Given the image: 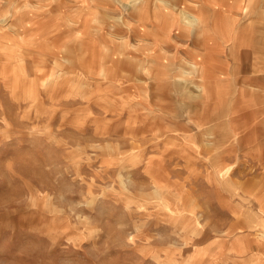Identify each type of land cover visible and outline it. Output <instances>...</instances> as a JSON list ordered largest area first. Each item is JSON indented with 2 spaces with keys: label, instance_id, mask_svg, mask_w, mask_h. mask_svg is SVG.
<instances>
[{
  "label": "rangeland",
  "instance_id": "obj_1",
  "mask_svg": "<svg viewBox=\"0 0 264 264\" xmlns=\"http://www.w3.org/2000/svg\"><path fill=\"white\" fill-rule=\"evenodd\" d=\"M200 1L0 0V264H264V0Z\"/></svg>",
  "mask_w": 264,
  "mask_h": 264
},
{
  "label": "crops",
  "instance_id": "obj_2",
  "mask_svg": "<svg viewBox=\"0 0 264 264\" xmlns=\"http://www.w3.org/2000/svg\"><path fill=\"white\" fill-rule=\"evenodd\" d=\"M201 3L199 5H186L183 6V10H182V14H187L190 13V11H188L185 8H190L191 6L194 7L196 10L194 13H190V16H188L189 14H187V17H190L192 20L190 21H195V22H202L201 19L202 17L200 16L201 10H204L203 13L205 14H209L212 15V13L214 12H219V15L223 16V20H227L224 24H219L215 23L212 25L211 24V33H213L212 35H214L213 37H218L220 39H222L221 41L219 40V44L218 47L215 48V45L217 46V43L215 45H212L210 47V49L206 48L205 50H192V52L194 53V59H196L197 56H199V54H205L206 55H210L211 50L212 52L215 53V50H219L221 47L225 46L224 51H226V54H230L229 51V41L230 39H234L235 38V33L234 30L236 27H238L239 25V21L241 19H236L234 17L233 20L230 19V17L234 16L233 12L238 11L240 12V14H244L245 10V4H248L247 1L244 0H235V1H231V0H201ZM199 6V7H198ZM198 7V9H197ZM175 6H173L172 4H169L167 2H165V4H159L158 5V9L160 12V20L158 21V28H160L164 34L165 37L167 39H171L173 38V35L175 33H183L186 36H190L192 34V32L195 29L194 25L195 23H191V24H187L184 22V19L182 18V15H179L176 10H174ZM186 11L187 13L183 12ZM216 18V17H215ZM209 19V17H208ZM221 19V17H220ZM205 21V20H204ZM203 21V22H204ZM217 20H213V22H215ZM238 21V22H237ZM199 26V25H197ZM234 28V29H233ZM197 29V28H196ZM195 29V30H196ZM208 29V28H207ZM163 34V35H164ZM216 37V38H217ZM229 40V41H228ZM199 41H196V44H199ZM199 46V45H197ZM221 46V47H220ZM201 49V47H198V49ZM225 60H227L228 62L230 61V57L229 55H226ZM207 62H205L206 64Z\"/></svg>",
  "mask_w": 264,
  "mask_h": 264
},
{
  "label": "bare ground",
  "instance_id": "obj_3",
  "mask_svg": "<svg viewBox=\"0 0 264 264\" xmlns=\"http://www.w3.org/2000/svg\"><path fill=\"white\" fill-rule=\"evenodd\" d=\"M1 19V18H0Z\"/></svg>",
  "mask_w": 264,
  "mask_h": 264
}]
</instances>
